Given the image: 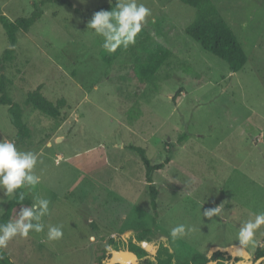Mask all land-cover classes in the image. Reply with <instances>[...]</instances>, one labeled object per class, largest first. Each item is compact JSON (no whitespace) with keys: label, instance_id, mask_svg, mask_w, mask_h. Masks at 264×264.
<instances>
[{"label":"rangeland","instance_id":"1","mask_svg":"<svg viewBox=\"0 0 264 264\" xmlns=\"http://www.w3.org/2000/svg\"><path fill=\"white\" fill-rule=\"evenodd\" d=\"M70 1L0 0L10 20L41 10L28 31L17 32L12 59L0 67L30 136L16 141L8 106L0 104V139L37 155L41 182L24 192L31 204L35 197L50 201L44 231L4 249L15 264H94L109 237L148 228L151 253L165 242L178 262L216 249L255 261L264 226L254 246L240 245L237 232L264 212V0H213L247 53L237 72L186 34L195 8L179 0H137L151 16L135 45L115 52L87 29V13L118 0ZM157 44L172 53L145 80L134 66ZM9 45L0 23V57ZM39 86L49 100L64 99L59 117L25 105ZM131 145L143 147L152 163L171 157L153 174L156 210ZM7 201L0 193V214ZM31 204L15 207L10 221ZM220 205L221 217L203 215ZM180 224L192 231L173 239ZM53 225L62 226L63 237L49 242Z\"/></svg>","mask_w":264,"mask_h":264},{"label":"trees","instance_id":"2","mask_svg":"<svg viewBox=\"0 0 264 264\" xmlns=\"http://www.w3.org/2000/svg\"><path fill=\"white\" fill-rule=\"evenodd\" d=\"M63 3L71 5L70 0H61ZM184 4H188L195 8V16L193 20L185 27V32L195 41H197L205 50L212 52L216 56L225 60L232 72H237L246 63L248 56L241 43L237 32L222 17L213 0H179ZM115 8V4H105L97 7L87 13L90 20L93 13L99 10H111ZM41 10H36L27 17H18L10 20L0 10V23L3 26L9 39V47H7L0 57V67L3 68L6 61L11 60L15 45L17 42V32L19 30L28 31L34 21L40 16ZM171 50L161 44H157L152 50H149L143 61L138 62L134 66L135 72L143 79L151 78L158 68L171 55ZM177 91L172 99L178 96ZM25 105H32L44 114L51 117H59L62 112L60 108L64 105V99L56 102L49 100L41 91L40 86L28 92L24 101ZM0 104L8 106L10 121L16 130V141L24 143L30 136L29 125L23 120V108L15 102L7 91V77L0 74ZM140 155L145 167L147 181L150 183V204L154 210L157 206V188L153 185V174L171 162V157L166 156L162 161L152 163L148 158L143 147L131 145ZM24 199L12 197L6 202L4 211L0 214V224L10 221L12 212L19 205L31 204L30 197L25 194ZM148 228L137 232L128 238L120 235L109 237L106 245L96 252L94 264H101L109 259L119 258L133 264H244L240 257H231L225 251L216 249L210 255L203 253H195L183 262L175 260L174 253L165 242H160L155 253L147 251L148 246L153 250L152 244L147 242ZM142 243V244H141ZM264 257V235L258 242L255 249V260ZM0 264H15L11 256L5 249H0ZM121 264V263H113ZM264 264V258L258 262Z\"/></svg>","mask_w":264,"mask_h":264},{"label":"clouds","instance_id":"3","mask_svg":"<svg viewBox=\"0 0 264 264\" xmlns=\"http://www.w3.org/2000/svg\"><path fill=\"white\" fill-rule=\"evenodd\" d=\"M151 10L137 0H118L115 8L99 10L93 13L87 23V29L92 34L103 38L102 47L108 52L118 48L127 49L135 45L136 37L147 23ZM38 163L37 155L30 151H20L14 142L0 139V193L9 200L12 197L24 199L20 190L32 191L41 182V177L34 171ZM50 201L35 197L32 204L22 207L15 221L0 224V249L16 237L27 238L29 233H41L45 229L43 218L49 214ZM223 209L220 206L205 210L203 215L209 219L221 217ZM264 226V212L243 222L237 232L240 245H255L256 233ZM192 229L184 224L171 229L173 239H181ZM63 237L60 225L48 226L47 241H57ZM94 239V238H93Z\"/></svg>","mask_w":264,"mask_h":264},{"label":"water","instance_id":"4","mask_svg":"<svg viewBox=\"0 0 264 264\" xmlns=\"http://www.w3.org/2000/svg\"><path fill=\"white\" fill-rule=\"evenodd\" d=\"M147 251L151 252L150 248L148 246H144L142 245ZM264 257H260V258H257L255 261H253L252 263L248 262V261H245L244 264H258L259 261H261ZM113 263H121V264H133V263H124L122 261H118V260H115L113 257L111 259H109L108 261H105L101 264H113Z\"/></svg>","mask_w":264,"mask_h":264},{"label":"bare ground","instance_id":"5","mask_svg":"<svg viewBox=\"0 0 264 264\" xmlns=\"http://www.w3.org/2000/svg\"><path fill=\"white\" fill-rule=\"evenodd\" d=\"M114 259H115V260H118V261H122V262H124V263H129V262L123 260V259H119V258H114Z\"/></svg>","mask_w":264,"mask_h":264},{"label":"crops","instance_id":"6","mask_svg":"<svg viewBox=\"0 0 264 264\" xmlns=\"http://www.w3.org/2000/svg\"><path fill=\"white\" fill-rule=\"evenodd\" d=\"M164 46V45H163ZM165 47V46H164ZM167 48V47H166Z\"/></svg>","mask_w":264,"mask_h":264}]
</instances>
